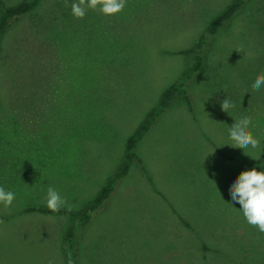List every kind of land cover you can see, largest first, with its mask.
<instances>
[{
    "label": "rangeland",
    "instance_id": "374dc122",
    "mask_svg": "<svg viewBox=\"0 0 264 264\" xmlns=\"http://www.w3.org/2000/svg\"><path fill=\"white\" fill-rule=\"evenodd\" d=\"M229 1L127 0L115 15L87 9L76 19L65 0H39L12 23L0 46V186L16 198L0 205V264H65L62 238L71 226L79 264H264V233L229 192L242 171H264V87H251L264 72V0H246L208 39L184 85L190 105L175 100L154 118L144 162H132L88 222L23 211L47 207L49 186L73 210L96 196L121 164L128 136L194 63L178 51ZM226 98L235 105L229 113ZM245 115L259 159L225 144L234 117ZM143 169L158 173L175 208L149 216L161 225L143 214L153 205L139 184ZM119 187L139 201L138 212ZM196 193L193 211L187 201Z\"/></svg>",
    "mask_w": 264,
    "mask_h": 264
},
{
    "label": "trees",
    "instance_id": "16d2710c",
    "mask_svg": "<svg viewBox=\"0 0 264 264\" xmlns=\"http://www.w3.org/2000/svg\"><path fill=\"white\" fill-rule=\"evenodd\" d=\"M246 0H230L229 3L215 16L213 17L199 35L197 41L190 47L181 49L178 51L180 54H193L194 63L186 68L175 82L168 85L160 94L159 99L155 107H153L145 116L143 121L135 129V131L128 136L125 142L123 158L121 164L118 166L115 173L106 178L102 186L100 187L96 196L89 201L83 208L78 210L68 211L66 208H62L59 212H51L47 207L29 206L23 211L33 212L38 211L40 213L50 214H65L76 220L80 224H85L91 218L92 213L98 209L99 206L109 197L115 183L124 176L132 162L138 160V156L135 152V147L144 133L147 131L154 118L165 108H167L172 102L178 99H182L189 103L188 94L185 91L184 85L189 77L195 73L201 66L200 52L208 42V39L214 35L219 28L225 26L234 15L241 9ZM39 3V0H19L16 3L5 5L0 0V6L2 12L0 14V46L1 40L6 31L12 25V23L23 15L31 12ZM190 104H188L189 106ZM190 109V108H189ZM76 230L71 226L67 229L63 235L62 241L65 245V264H77L76 257L73 253V249L76 244ZM72 250V253H71ZM72 254V255H71Z\"/></svg>",
    "mask_w": 264,
    "mask_h": 264
},
{
    "label": "clouds",
    "instance_id": "9594fccd",
    "mask_svg": "<svg viewBox=\"0 0 264 264\" xmlns=\"http://www.w3.org/2000/svg\"><path fill=\"white\" fill-rule=\"evenodd\" d=\"M126 4L127 0H76V2L69 5L67 0H65V6L71 8V14L76 19H82L87 9H98L106 16L115 15L122 12ZM236 50L242 51V49ZM251 87L256 91L264 87V72L257 74ZM234 106L227 98L221 102L222 110L227 113ZM250 125H252V118L250 116L234 117V123L228 128V136L231 143L225 144L243 149L245 155L253 159H259L261 153L264 151L257 157L251 154V150L260 147V140L253 135ZM246 149L249 151H245ZM229 192L232 201L234 203L238 202L240 205L239 208L245 221L259 232L264 233V171H257L255 167L242 171L230 185ZM15 198L14 192L5 190L4 187L0 186V205L10 208ZM44 200L51 212H59L65 207L68 211L72 210V206L67 204L66 199L54 187L49 186L47 188ZM49 264H52V261H49Z\"/></svg>",
    "mask_w": 264,
    "mask_h": 264
},
{
    "label": "crops",
    "instance_id": "0c3cea01",
    "mask_svg": "<svg viewBox=\"0 0 264 264\" xmlns=\"http://www.w3.org/2000/svg\"><path fill=\"white\" fill-rule=\"evenodd\" d=\"M191 113V111H189ZM189 112H187V116L188 118L190 117V114ZM155 121V120H154ZM152 125V124H151ZM150 125V126H151ZM170 128V127H169ZM151 128H148L147 131H149ZM148 133V132H147ZM147 133H144V135L141 137V141H138L141 143V146L143 145L144 143V138L146 136ZM138 145V143H137ZM137 147V146H136ZM136 147H135V152L138 156V161H141V162H144V155H145V151L146 148H143V151H141V153H137L136 151ZM140 164V163H139ZM128 172V171H127ZM127 174V173H126ZM125 174V175H126ZM124 175V176H125ZM156 176H158V173L155 174V176H152L150 174V171L148 169H143L139 171V184L141 185L142 189H143V193L146 194V197L147 199H151L152 202H153V205H149L147 204V208H146V212L147 213H143V214H148L147 218L146 219H149V216H151L152 214H154L156 212V215L158 214H162V210H165V212L167 214H170L172 215L173 212H174V205L171 204L169 205V203L167 202V196L164 194V192H161V187L158 185V182L156 180ZM123 177V176H122ZM121 177V178H122ZM121 181V180H120ZM120 181L118 180V182H116L117 184V187L118 185L120 184ZM160 188V189H159ZM120 191L125 195V198H128L125 202L126 205L130 204V203H134V206L137 208V212L139 211L138 209V204H139V201H137V199L133 198V196H130L129 194L123 192V190L119 187ZM109 198V197H108ZM107 198V199H108ZM197 200H198V193H196V197L193 201H187L188 204H189V208L192 209L193 211L197 208ZM199 200L201 201V198L199 197ZM137 203V204H136ZM118 204V200L116 199V205ZM25 209V208H24ZM25 212V211H24ZM128 213V212H127ZM90 220V219H89ZM88 220V221H89ZM156 220V219H155ZM162 220V219H161ZM153 221L152 223L154 225H161L162 223H158L154 220H151ZM76 258H78V264H79V256L76 255ZM77 260V259H76Z\"/></svg>",
    "mask_w": 264,
    "mask_h": 264
}]
</instances>
